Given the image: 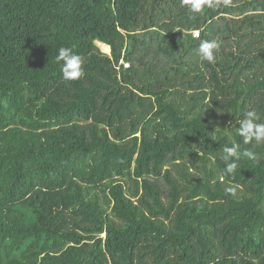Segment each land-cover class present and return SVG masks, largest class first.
Listing matches in <instances>:
<instances>
[{"label": "trees", "instance_id": "obj_1", "mask_svg": "<svg viewBox=\"0 0 264 264\" xmlns=\"http://www.w3.org/2000/svg\"><path fill=\"white\" fill-rule=\"evenodd\" d=\"M248 111L264 123V0H0V264H264ZM233 142L254 158L228 176Z\"/></svg>", "mask_w": 264, "mask_h": 264}, {"label": "clouds", "instance_id": "obj_2", "mask_svg": "<svg viewBox=\"0 0 264 264\" xmlns=\"http://www.w3.org/2000/svg\"><path fill=\"white\" fill-rule=\"evenodd\" d=\"M188 11L193 14L202 13L205 8L217 9L220 7L232 6L233 0H181ZM197 31V32H195ZM199 29L193 30L192 35L198 37ZM220 49V44L216 40H203L199 44L198 55L204 61L214 64L216 62V53ZM58 61H63L61 68L62 76L65 81H74L83 75V62L81 57L74 53L71 48L61 47L57 56ZM260 117L255 111H248L244 118L239 121L237 129L238 135L242 137L244 144L252 141H264V123H258ZM221 159L225 164L223 173L231 176L237 170L239 163L244 159H253L254 153L248 149L241 150L240 145L233 142L231 146L222 147ZM225 193L229 195L236 194V188L226 186Z\"/></svg>", "mask_w": 264, "mask_h": 264}, {"label": "rangeland", "instance_id": "obj_3", "mask_svg": "<svg viewBox=\"0 0 264 264\" xmlns=\"http://www.w3.org/2000/svg\"><path fill=\"white\" fill-rule=\"evenodd\" d=\"M98 45H99L104 51H106V52H108V53L110 52L109 48H107V50H108V51H107L102 43L98 42Z\"/></svg>", "mask_w": 264, "mask_h": 264}, {"label": "built area", "instance_id": "obj_4", "mask_svg": "<svg viewBox=\"0 0 264 264\" xmlns=\"http://www.w3.org/2000/svg\"><path fill=\"white\" fill-rule=\"evenodd\" d=\"M195 32H197V31H195ZM126 65H129L128 63H126Z\"/></svg>", "mask_w": 264, "mask_h": 264}]
</instances>
